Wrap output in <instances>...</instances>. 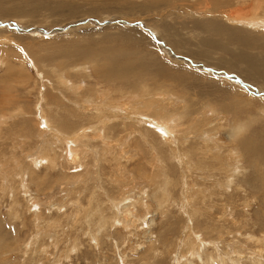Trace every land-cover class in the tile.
Segmentation results:
<instances>
[{"label": "rangeland", "instance_id": "rangeland-1", "mask_svg": "<svg viewBox=\"0 0 264 264\" xmlns=\"http://www.w3.org/2000/svg\"><path fill=\"white\" fill-rule=\"evenodd\" d=\"M74 4L70 19L54 7L35 17L0 16V264H255L264 245V158L243 157L240 148L241 169L230 178L222 169L230 150L210 151L213 143L190 133L185 115L174 118L171 138L160 117L148 125L135 115L159 90L215 105L196 96L206 89L216 100L223 96L218 104L235 103L228 116L244 126L240 138H258L264 90L243 82L244 61L234 73L218 69L236 48L195 55L207 35L181 27L209 15L192 21L169 6L121 14L102 0ZM122 37L156 62L157 84L146 76L104 81L87 58L69 59L83 47L116 48ZM118 90L144 97L128 104L122 101L130 94ZM71 148L80 151L78 166L67 161Z\"/></svg>", "mask_w": 264, "mask_h": 264}, {"label": "bare ground", "instance_id": "bare-ground-1", "mask_svg": "<svg viewBox=\"0 0 264 264\" xmlns=\"http://www.w3.org/2000/svg\"><path fill=\"white\" fill-rule=\"evenodd\" d=\"M76 1H87V0H0V16L7 17V16L16 15L18 17L19 16L35 17L36 15H39L40 10L42 8L54 7L55 10L61 12L64 17H69L70 19V17L72 18L74 17V15L77 14L78 9L74 4ZM129 1L130 0H109V1L102 0V2L115 6L116 8L121 10L120 11L121 14H125V11H138V10L141 12H144L146 10L154 13L161 10L162 7L169 6V7H173L175 10L180 8V12L186 13L189 16V18L192 19V21H194L195 19L193 16L207 17V15H209L210 19H207V21L205 20V22L202 23L192 22L193 24L192 23L191 24L193 25V29L190 28L191 24L188 25V23L185 22H183L184 27L183 28L181 27V31H188L187 33L199 32L207 35L206 37L200 39V45L203 47V49L195 52V55L200 57L208 56L213 50H224L226 49L224 44L228 46H234L236 48L234 60L225 63L223 61H219L218 69L224 72L225 71L233 72L232 70L237 68L241 64V62L244 61L245 67L242 70L244 76L243 78H241L243 82L246 85L248 84L251 85L252 87H257L259 89L264 90V0H144V2L141 4L129 3ZM249 4H252V6L250 7L249 10H247L246 7ZM92 13L95 14L94 10L93 11L91 10L90 14ZM187 21L189 22L190 20L188 19ZM168 31L172 32L173 28H166L165 32ZM174 33L178 34L179 32L174 31ZM253 34L254 35L260 34L262 36H256L257 40L254 43H252L250 36ZM123 37L121 39L118 38V41H120V43L116 48H113L108 51H103L101 49L96 51V49L94 50V49H90L89 47L88 48L83 47L82 49L73 51L69 55V59L72 61V60H77V59L81 60L87 58L90 63L91 62L94 63L93 66L94 73L104 81L113 82V83L125 82V84H129L132 83L135 79L140 80L142 79V76H146L148 77V79L151 77L150 79L157 84L158 79L156 78V75H154V72L157 71L156 67L158 66L156 62L146 59L145 57L138 54L135 48L125 45L124 42H122ZM173 42L177 44V41H173ZM228 46L226 47L228 48ZM248 51L251 52L249 53ZM253 52L255 55L251 54ZM138 80H136L134 83H137ZM248 81L257 84L258 86L260 85L261 86L260 87L255 86ZM177 85L181 87L180 84ZM143 87H148V86L143 85ZM182 88L184 87L182 86ZM216 88L218 87H215V89ZM196 89H200V88H196ZM200 90H204V89H200ZM116 93L117 94L124 93L122 94V96L129 93L130 95L128 96V98L123 99L122 101V102L126 101L128 104L133 103L135 100H141L144 97V95H140L138 93H135L137 96L136 95L132 96L134 92L131 91L121 92L120 90H118ZM190 94L191 93H189V95ZM207 94L212 95L210 90L207 91L205 89L204 92L196 94V96H199L201 98H207L212 101H216L215 105L207 102L204 99L194 101L193 99L182 97L174 92H170L169 89L168 91L159 90L158 93L155 94L156 98H154L155 96L154 97L152 96V98H144V100H142L143 102L141 103V105L135 106L136 107L135 115L139 114L140 116V119L139 117H136L137 119L136 122L138 124H141L142 122L144 124L148 123V125L150 124L154 125L153 123L154 120L151 118H155L156 116H157L156 118L160 117V119L162 120V123L160 122V124L161 126H163L161 130L163 131V133H165V136L171 138L172 136L171 131H173L171 127L173 126V124H175V121H173L174 118L179 117L178 119L180 120L182 119L180 117L181 114L185 115L186 119L184 122L189 127L190 133L192 134L193 132L198 133L199 137L204 139L205 142L207 141L209 142V144L213 143V146L210 148V151H218L217 148L230 150L227 153L226 156L227 159L222 160V169H224L227 172V174L230 175L229 177L232 178L234 176L233 174H235L236 171L239 172V170L241 169V162H242V158H240L241 149H242L243 157L244 155L246 157H250V156L253 157L256 155L259 159L264 158V141L261 139V136H264V131L260 132L261 134L259 133L260 135L258 136L260 138L259 137L258 138L253 137L254 139H252L251 137L240 138L242 137L241 135L243 134L242 131L244 126L242 124H236L235 119H231L228 116L229 111L235 109L232 107L235 103L230 101L223 103L224 102L222 100L223 96H221V94H220L221 98L219 100L218 98L217 100L215 98H212V96L209 97ZM189 95L188 97H191ZM226 97L228 98L226 100H229V97L227 95ZM220 101H223L222 102L223 104L221 103L218 104ZM168 103L174 106L176 105L175 109L169 108ZM137 104H139V102ZM110 105L108 108H110ZM113 107L114 106L110 108V111L112 110L114 112L116 109H114ZM121 110L118 109L116 111H121ZM97 113L98 115H100L98 111ZM169 113L173 114L171 121H169V118L171 116L170 117L167 116V114ZM234 114H236V112H234ZM144 116L147 117L148 119H146ZM65 119L63 120L62 125L66 127L69 125L70 122ZM191 127H193V130H191ZM81 130L80 133L75 132L76 134H74L73 139L82 136L88 132V129L85 128ZM218 134L220 135V137H216ZM207 137L209 138V140H207ZM76 140L80 142L79 139ZM79 153H80L79 150H76L75 148H71L70 151L67 153V158H68L67 161L70 160V162L73 163V165L77 164L78 166V164H80ZM69 154L72 155L71 159H69ZM190 157L191 159H194L192 155ZM36 162H38V159L35 161V163ZM198 162L201 161L198 159ZM47 168L50 169L52 167L48 166L46 167V169ZM45 174H46V170H45ZM125 211L127 212V209H125ZM192 231L194 232V230ZM239 251H240L239 252L240 256L245 258L244 250H241L239 248ZM253 259H255V264H264V245H262L261 248L255 251V256ZM212 261H214V258L212 259Z\"/></svg>", "mask_w": 264, "mask_h": 264}]
</instances>
